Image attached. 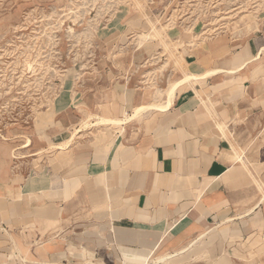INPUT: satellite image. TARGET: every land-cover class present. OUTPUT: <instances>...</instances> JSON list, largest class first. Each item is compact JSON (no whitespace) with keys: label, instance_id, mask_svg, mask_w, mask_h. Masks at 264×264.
<instances>
[{"label":"crops","instance_id":"0c3cea01","mask_svg":"<svg viewBox=\"0 0 264 264\" xmlns=\"http://www.w3.org/2000/svg\"><path fill=\"white\" fill-rule=\"evenodd\" d=\"M261 47L188 61L161 99L135 75L114 82L91 123L110 138L54 176L12 174L0 154V264H264ZM131 52L103 59L132 68L150 55Z\"/></svg>","mask_w":264,"mask_h":264},{"label":"rangeland","instance_id":"374dc122","mask_svg":"<svg viewBox=\"0 0 264 264\" xmlns=\"http://www.w3.org/2000/svg\"><path fill=\"white\" fill-rule=\"evenodd\" d=\"M257 37L264 0H0V154L12 174L54 176L110 138L111 126L91 123L107 116L113 84L161 99L188 61ZM136 47L150 54L140 67L104 62Z\"/></svg>","mask_w":264,"mask_h":264},{"label":"bare ground","instance_id":"6f19581e","mask_svg":"<svg viewBox=\"0 0 264 264\" xmlns=\"http://www.w3.org/2000/svg\"><path fill=\"white\" fill-rule=\"evenodd\" d=\"M262 48V47H261ZM261 53H264V48H262L261 49V51H260V53H259V55H257L256 57H260L261 56ZM214 71H212V72H208L207 74H211V73H213ZM191 75V74H190ZM189 75V76H190ZM192 76H194V75H192ZM191 76V77H192ZM178 82V81H177ZM176 82V83H177ZM181 82H182V79H181ZM179 83V82H178ZM176 86H177V84H175ZM177 88V87H176ZM174 90V89H173ZM172 90V91H173ZM170 91V90H169ZM174 92V91H173ZM173 94H175V93H173ZM173 95L171 94V97H172ZM170 99V98H169ZM170 103H172L171 101H170ZM169 102H168V105L170 104ZM151 105V104H150ZM154 105V104H153ZM159 105V104H158ZM166 105V104H165ZM167 105V106H168ZM171 105V104H170ZM156 106H157V104L155 105V108H156ZM162 106V105H161ZM152 107V106H151ZM154 107V106H153ZM158 107V106H157ZM160 107V106H159ZM164 107H166V106H164ZM164 107H161V108H164ZM169 107V106H168ZM143 108V107H142ZM144 109V108H143ZM160 109V108H159ZM166 109V108H165ZM140 112H141V110H140ZM139 114V113H138ZM104 119V118H103ZM111 120V119H110ZM98 121H99V119H98ZM104 122V121H103ZM106 122V121H105ZM111 122V121H110ZM118 122V121H117ZM113 123V122H112ZM117 124V123H116ZM77 132V131H76ZM75 135V134H74ZM65 146V144H60V147L61 148H63ZM64 149V148H63ZM171 256L170 255H162L161 257H158V261L157 262H161V261H165L166 259H168V258H170Z\"/></svg>","mask_w":264,"mask_h":264}]
</instances>
